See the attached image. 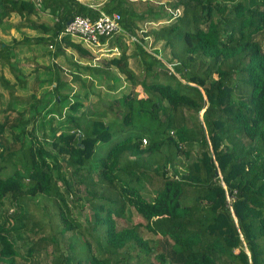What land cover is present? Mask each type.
Here are the masks:
<instances>
[{
    "label": "trees",
    "instance_id": "1",
    "mask_svg": "<svg viewBox=\"0 0 264 264\" xmlns=\"http://www.w3.org/2000/svg\"><path fill=\"white\" fill-rule=\"evenodd\" d=\"M99 9L118 13L121 31L100 37L118 53L93 61L100 56L63 28ZM162 17L157 27L138 25ZM0 25L37 32L0 41V64L16 80L0 74L1 84L12 103L26 102L0 114V264H264V0H0ZM149 35L167 47L165 59L147 50ZM19 44L92 60L68 54V79L44 67L46 107L34 89L12 93L27 82L9 60ZM93 79L107 90L127 80L128 89L86 105L61 93L66 80L91 87ZM45 112L48 130L36 134ZM38 194L55 205L67 241L49 260L55 234L35 235L41 220L26 223L24 200Z\"/></svg>",
    "mask_w": 264,
    "mask_h": 264
},
{
    "label": "rangeland",
    "instance_id": "2",
    "mask_svg": "<svg viewBox=\"0 0 264 264\" xmlns=\"http://www.w3.org/2000/svg\"><path fill=\"white\" fill-rule=\"evenodd\" d=\"M154 1H164V0H154ZM40 17L42 19H47L48 16L44 13H40ZM14 19V17H12ZM16 20V19H14ZM13 20V21H14ZM167 21L165 17L154 19L153 21H139L138 25L146 30L151 29L154 27H157L160 23ZM3 25H0V41L8 42L10 43L11 37L18 38L23 33L30 34V35H36V31L34 29L26 28L24 26H20L17 30L14 28H10L9 26H6L2 28ZM139 33V32H138ZM126 38V36H124ZM129 39H135L133 35H128V37L124 40L126 44H128V47L126 48V52H130L131 46L129 44ZM152 36H147L145 40V46L147 50H152V48L158 49V56L161 59H165L168 56V49L166 46H163L161 40H157L155 42H152ZM106 45L101 46V48L97 51H94L92 54H96L99 58L93 59V61L100 60L103 56H111L117 54L116 50L111 52L106 50ZM47 46L43 45H29L26 46V44H19L15 45L12 48L13 54L10 56L9 60L20 67L22 73L25 75L26 79V85L23 88H20L17 84L14 87L12 93L18 94V95H25L30 92L31 89H34L36 91V94H43L46 96V98L49 99L47 102L46 107H49L51 104V99L53 97V93H43L44 90L49 88L50 84L45 81V77L48 76L49 70L44 68L46 65H49L50 68H52V64L59 66L62 68L61 76L63 79L69 78V76L66 73V68H72V65H69V55L72 58L79 59L82 62H85L87 60H92L90 56H80L78 55L73 49L67 47L65 48L66 54H60L57 57H52L49 51H47ZM72 54V55H71ZM129 65L134 68V63L132 57L128 58ZM11 65L8 63V61H4L3 64H0V74L2 75V78H6L9 81L16 82L14 78L13 71L11 70ZM135 69V68H134ZM123 76V74H121ZM37 79L36 82L34 80ZM41 80V83L38 82V80ZM39 80V81H40ZM94 80V79H93ZM66 85L61 89V93H67L70 99H78L81 101L82 104L86 105L89 102H93L98 95L100 97L105 96H112L113 94H118V91L116 90H127L128 89V82L127 80H122L121 84H124L123 87L116 88L115 90L106 89L103 82H98L94 80V85L89 86L87 84H81L78 81H68L66 80ZM93 88V89H92ZM92 89V90H91ZM137 89L139 91V94H141V90L139 89V86L137 85ZM8 90L3 84H1L0 81V114L5 112V114L14 115L16 109H19L21 106H25L26 102H22L20 100H17V102L14 100V103H12V98L10 94L8 93ZM86 93V94H85ZM67 111V108L65 106L61 107V112L65 113ZM63 116H56L54 117V124H57L59 120H61ZM30 124L27 125V128H29ZM41 127L46 130H48V121H47V113L45 112V117L43 121V125L37 121L36 125V134H39L41 131ZM11 171V168L8 166L6 169H4V172L7 174ZM25 207H26V215L30 216V218L26 221L27 225H30L32 222L39 223L41 220V223L43 224L42 229L35 230L37 233L35 235L40 234H55L56 243L48 242L49 246L47 248V259L49 260L52 258L55 254H57L59 251H66L67 252V241L64 239V235H61L56 232V227L59 224V220L56 216V208L55 205L43 195H35L31 198H28L27 200H24ZM5 207L7 209L11 208L12 204H10L9 201L5 200ZM5 208V209H6ZM81 211V212H80ZM75 212H78L79 214L82 213V210L76 206ZM138 219H140L138 217ZM116 224L117 226L123 225L125 222L122 218H116ZM35 229V228H34ZM141 234L144 237L147 238H157V235L151 234L148 232L145 228L140 227ZM64 240V241H63ZM156 240V239H155ZM152 241V240H151ZM17 246L19 247L20 251L23 252L24 245H25V239H18L16 242ZM44 258V251L40 253Z\"/></svg>",
    "mask_w": 264,
    "mask_h": 264
},
{
    "label": "built area",
    "instance_id": "3",
    "mask_svg": "<svg viewBox=\"0 0 264 264\" xmlns=\"http://www.w3.org/2000/svg\"><path fill=\"white\" fill-rule=\"evenodd\" d=\"M118 19V13H107L99 9L97 16L94 18L85 15H74L66 22L63 32L69 34L76 41H79L81 45L92 54L94 51L99 50L101 46L105 45V43H102L100 40L101 36H108L112 32L121 31ZM47 46L49 49L53 47L52 43H48ZM107 49H109V47H107L106 50ZM115 50L116 47H111V50L108 51L113 52ZM116 53H118V51ZM92 55L95 58L98 57L96 54ZM141 141L145 143L146 138L142 137Z\"/></svg>",
    "mask_w": 264,
    "mask_h": 264
},
{
    "label": "water",
    "instance_id": "4",
    "mask_svg": "<svg viewBox=\"0 0 264 264\" xmlns=\"http://www.w3.org/2000/svg\"><path fill=\"white\" fill-rule=\"evenodd\" d=\"M246 252L248 253V251L246 250Z\"/></svg>",
    "mask_w": 264,
    "mask_h": 264
}]
</instances>
